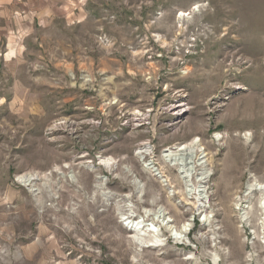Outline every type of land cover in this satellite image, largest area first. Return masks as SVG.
I'll return each mask as SVG.
<instances>
[{
  "label": "rangeland",
  "instance_id": "1",
  "mask_svg": "<svg viewBox=\"0 0 264 264\" xmlns=\"http://www.w3.org/2000/svg\"><path fill=\"white\" fill-rule=\"evenodd\" d=\"M68 11L34 26L0 92V264H264L261 196H244L264 183V0ZM195 141L201 206L161 156Z\"/></svg>",
  "mask_w": 264,
  "mask_h": 264
},
{
  "label": "crops",
  "instance_id": "2",
  "mask_svg": "<svg viewBox=\"0 0 264 264\" xmlns=\"http://www.w3.org/2000/svg\"><path fill=\"white\" fill-rule=\"evenodd\" d=\"M79 2L81 0H0V86H3L0 92H11L13 70L23 66L25 43L34 26L39 21L69 15L68 10L75 9ZM22 77L23 74L19 75L17 83L23 87ZM16 86L14 84L15 89Z\"/></svg>",
  "mask_w": 264,
  "mask_h": 264
},
{
  "label": "bare ground",
  "instance_id": "3",
  "mask_svg": "<svg viewBox=\"0 0 264 264\" xmlns=\"http://www.w3.org/2000/svg\"><path fill=\"white\" fill-rule=\"evenodd\" d=\"M181 15L184 16V14H181ZM178 108H179V105L174 106L173 110H176ZM150 148L151 147H149L147 144H144L142 146V148H140L137 151L136 156H138L139 160H141V161L144 160V158L151 153ZM161 156H162L163 161L165 163H167L170 167H176L177 168L179 178L185 184V189H186L187 193L194 195L198 204L200 206L203 205V203L208 200V196L206 194L205 183L207 182V180L210 176L209 171H207L205 169L206 162H207V154H206L204 148H202L200 146V144H198L197 141H195L191 145H182V146L177 147L174 150H171V149L163 150L161 153ZM143 164L147 167V169H150L152 172L155 173V170L153 169V167H151V163L148 162V160L144 161ZM113 166L115 167V165H113ZM196 167H199L200 170H199L197 177H196L197 185L193 186L190 183V178H191V175H192V173ZM34 177L33 176H23V177H19L18 181L22 182V184H24V186H28L35 179ZM25 184H28V185H25ZM253 193H258L261 196V201L259 204V210H260V213L262 216V224L264 225V183L255 182L251 185H248L246 191L244 192V196L251 198ZM236 209H238L240 211L241 220L245 221L247 219L246 214L243 210V209H245V207L241 208L238 206V208H236ZM138 225H139V223H138ZM157 230L158 229L153 225L151 228L147 229V231L153 232V233L157 232ZM184 230H182L180 232L176 231L175 236L180 238V236L182 235L181 233L185 232Z\"/></svg>",
  "mask_w": 264,
  "mask_h": 264
},
{
  "label": "built area",
  "instance_id": "4",
  "mask_svg": "<svg viewBox=\"0 0 264 264\" xmlns=\"http://www.w3.org/2000/svg\"><path fill=\"white\" fill-rule=\"evenodd\" d=\"M176 112V110L174 111V113ZM151 113V110H147L145 113H142V112H139V113H133L134 114V120L135 121H140V122H142V120L143 119H145V118H148L149 117V114ZM179 114H181V113H179ZM150 162V161H149ZM151 163V162H150ZM151 166H152V163H151ZM153 167V166H152ZM153 169L155 170V171H157L154 167H153ZM158 172V171H157ZM158 174H159V172H158ZM18 177H21V176H17L16 178H15V181H17V182H19V183H21L22 184V182H20V181H18Z\"/></svg>",
  "mask_w": 264,
  "mask_h": 264
},
{
  "label": "water",
  "instance_id": "5",
  "mask_svg": "<svg viewBox=\"0 0 264 264\" xmlns=\"http://www.w3.org/2000/svg\"><path fill=\"white\" fill-rule=\"evenodd\" d=\"M152 167V166H151ZM156 172V174L160 177V174H158V172L157 171H155Z\"/></svg>",
  "mask_w": 264,
  "mask_h": 264
},
{
  "label": "trees",
  "instance_id": "6",
  "mask_svg": "<svg viewBox=\"0 0 264 264\" xmlns=\"http://www.w3.org/2000/svg\"><path fill=\"white\" fill-rule=\"evenodd\" d=\"M197 223V222H196Z\"/></svg>",
  "mask_w": 264,
  "mask_h": 264
}]
</instances>
